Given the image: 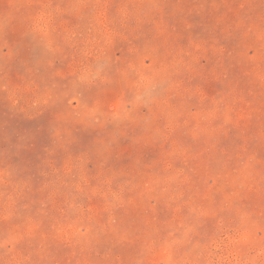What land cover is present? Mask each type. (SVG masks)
Masks as SVG:
<instances>
[{"label":"rangeland","instance_id":"rangeland-1","mask_svg":"<svg viewBox=\"0 0 264 264\" xmlns=\"http://www.w3.org/2000/svg\"><path fill=\"white\" fill-rule=\"evenodd\" d=\"M0 264H264V0H0Z\"/></svg>","mask_w":264,"mask_h":264}]
</instances>
